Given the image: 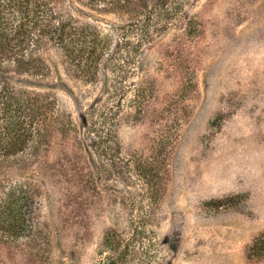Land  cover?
<instances>
[{
    "label": "rangeland",
    "instance_id": "1",
    "mask_svg": "<svg viewBox=\"0 0 264 264\" xmlns=\"http://www.w3.org/2000/svg\"><path fill=\"white\" fill-rule=\"evenodd\" d=\"M63 2L121 53L87 82L46 41L19 80L57 101L0 159V194L34 197L0 264H264V0H182L146 44L130 10Z\"/></svg>",
    "mask_w": 264,
    "mask_h": 264
},
{
    "label": "trees",
    "instance_id": "2",
    "mask_svg": "<svg viewBox=\"0 0 264 264\" xmlns=\"http://www.w3.org/2000/svg\"><path fill=\"white\" fill-rule=\"evenodd\" d=\"M88 1L130 10L142 44L149 43L160 29L168 28L167 14L182 4V0ZM46 41L65 56L68 71L87 82L95 80L105 55L121 53V48L111 49L110 36L102 35L89 23H79L62 0H0V159L23 150V143L42 130L41 117H47L43 101L56 105V98L31 93L19 84L23 77L48 76L49 64L37 54ZM129 43H120L119 47ZM27 187L17 181L1 185L0 230L14 236L33 230L34 197Z\"/></svg>",
    "mask_w": 264,
    "mask_h": 264
}]
</instances>
